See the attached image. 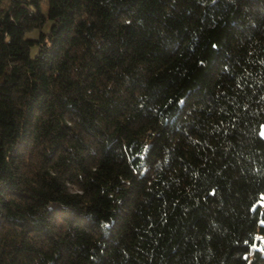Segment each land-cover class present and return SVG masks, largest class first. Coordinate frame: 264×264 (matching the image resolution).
<instances>
[{
  "label": "trees",
  "instance_id": "trees-1",
  "mask_svg": "<svg viewBox=\"0 0 264 264\" xmlns=\"http://www.w3.org/2000/svg\"><path fill=\"white\" fill-rule=\"evenodd\" d=\"M40 2L0 0V264H264V0Z\"/></svg>",
  "mask_w": 264,
  "mask_h": 264
},
{
  "label": "rangeland",
  "instance_id": "rangeland-1",
  "mask_svg": "<svg viewBox=\"0 0 264 264\" xmlns=\"http://www.w3.org/2000/svg\"><path fill=\"white\" fill-rule=\"evenodd\" d=\"M50 2H51V0H41L40 8H41L42 12H44V13L47 12V9H48ZM46 26H47V23H46ZM37 34H38L37 29H31V30L26 31L25 36L30 37V38H34V37H37ZM260 134L262 136H264V126L261 127ZM262 206H264V204H262Z\"/></svg>",
  "mask_w": 264,
  "mask_h": 264
}]
</instances>
